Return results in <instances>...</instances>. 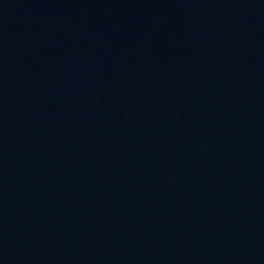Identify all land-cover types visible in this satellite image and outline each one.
I'll list each match as a JSON object with an SVG mask.
<instances>
[{
    "label": "water",
    "instance_id": "water-1",
    "mask_svg": "<svg viewBox=\"0 0 264 264\" xmlns=\"http://www.w3.org/2000/svg\"><path fill=\"white\" fill-rule=\"evenodd\" d=\"M0 264H264V0H0Z\"/></svg>",
    "mask_w": 264,
    "mask_h": 264
}]
</instances>
